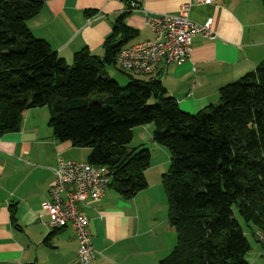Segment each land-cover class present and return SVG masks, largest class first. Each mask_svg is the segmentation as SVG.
I'll return each mask as SVG.
<instances>
[{
    "label": "trees",
    "instance_id": "trees-1",
    "mask_svg": "<svg viewBox=\"0 0 264 264\" xmlns=\"http://www.w3.org/2000/svg\"><path fill=\"white\" fill-rule=\"evenodd\" d=\"M46 1L0 0V136L20 131L26 110L46 107L54 138L88 149L86 162L105 167L108 187L130 200L147 187L150 166L148 150L128 147L132 129L151 124L152 141L169 156L160 185L176 231L159 264H248L234 210L264 235V60L221 87L216 104L187 114L156 79L124 71L130 82L120 88L106 76L104 68L116 66L119 51L138 37L125 23L129 3L103 55L81 50L68 65L27 27Z\"/></svg>",
    "mask_w": 264,
    "mask_h": 264
},
{
    "label": "crops",
    "instance_id": "crops-1",
    "mask_svg": "<svg viewBox=\"0 0 264 264\" xmlns=\"http://www.w3.org/2000/svg\"><path fill=\"white\" fill-rule=\"evenodd\" d=\"M130 2L148 14L171 15L188 4L190 21L211 20V37L196 34L182 64L166 66L161 61L146 77L158 80L184 113L195 114L216 104L221 87L264 60L260 0H48L27 27L67 64L81 50L101 57L112 23ZM125 23L138 31L125 47L153 39L141 12L132 11ZM48 119L46 107L28 109L20 131L0 136V264H79L73 231L67 225L50 228L40 205L49 200L57 159L86 162L89 150L56 140ZM152 132L151 124L135 127L128 144L150 153L144 173L147 187L130 200L107 187L99 201L86 200L78 206L92 237L94 258L89 264H159L176 244V234L166 221L151 216L153 206L163 205V199L153 201L162 175L157 173L163 172L158 168L169 165L167 150L152 141Z\"/></svg>",
    "mask_w": 264,
    "mask_h": 264
},
{
    "label": "built area",
    "instance_id": "built-area-1",
    "mask_svg": "<svg viewBox=\"0 0 264 264\" xmlns=\"http://www.w3.org/2000/svg\"><path fill=\"white\" fill-rule=\"evenodd\" d=\"M188 7V4L181 5L174 15L148 14L130 2L129 10L142 13L143 23L154 37L123 47L116 57L117 66L135 75L150 76L161 61L166 66L182 64L188 58L196 34L211 37V20L193 23L188 16ZM109 181L105 167L58 158L48 192L49 200L40 205L43 215L49 218L50 228L67 225L73 231L79 264H89L94 258V249L87 229L88 219L78 206L86 200L99 201Z\"/></svg>",
    "mask_w": 264,
    "mask_h": 264
},
{
    "label": "rangeland",
    "instance_id": "rangeland-1",
    "mask_svg": "<svg viewBox=\"0 0 264 264\" xmlns=\"http://www.w3.org/2000/svg\"><path fill=\"white\" fill-rule=\"evenodd\" d=\"M71 65V64H68ZM104 72L106 76L114 81L118 87L123 88L125 87L130 80L127 78L125 74H123V70L119 66H113V67H105ZM132 79H145L141 76L133 75L131 73H128ZM130 148V147H129ZM141 149V148H140ZM158 157V159H157ZM156 162L159 163V155H156ZM79 162V161H77ZM81 162V161H80ZM169 163V162H168ZM160 165V164H159ZM166 164H162L159 166V170H163V172L157 173V175H161L160 173L164 174L167 172L168 167L166 169ZM153 178L156 177V174H152ZM161 178V176H160ZM160 181V180H159ZM160 184V183H159ZM157 195L155 196V199L153 201L159 202L161 199H163V205L160 203H157V205L153 206L151 208V212L153 215H151L154 218L158 219H164L167 224V201L166 197L163 191V188L160 186H157ZM156 191V190H155ZM153 191V192H155ZM159 195V197H157ZM161 196V197H160ZM150 206H148L149 208ZM234 217L237 220L240 229L242 230L248 244L250 247V250L245 254L244 259L247 263L249 264H264V235L256 232V229L254 226L249 225L246 226L242 218L237 214V212L234 210ZM169 226V225H168ZM172 230L175 232L176 231L172 228ZM259 240L260 243L257 241Z\"/></svg>",
    "mask_w": 264,
    "mask_h": 264
},
{
    "label": "water",
    "instance_id": "water-1",
    "mask_svg": "<svg viewBox=\"0 0 264 264\" xmlns=\"http://www.w3.org/2000/svg\"><path fill=\"white\" fill-rule=\"evenodd\" d=\"M122 1L125 2L126 0H122ZM119 43H120V41H116L113 44H111V47L115 48V47H117L119 45Z\"/></svg>",
    "mask_w": 264,
    "mask_h": 264
}]
</instances>
